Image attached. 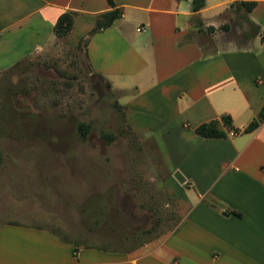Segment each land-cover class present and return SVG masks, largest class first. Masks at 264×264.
<instances>
[{
    "label": "crops",
    "instance_id": "0c3cea01",
    "mask_svg": "<svg viewBox=\"0 0 264 264\" xmlns=\"http://www.w3.org/2000/svg\"><path fill=\"white\" fill-rule=\"evenodd\" d=\"M239 1L256 6L246 13L233 4ZM115 4L121 17L90 36L85 59L118 93L130 128L160 148L177 223L119 251L3 223L0 264H264V120L250 132L221 138L194 130L222 114L239 130L258 117L264 105V0H206L197 13L190 0ZM108 9L106 0H0V73L57 38L53 26L61 13H77L65 37L76 46ZM233 26L244 31L239 45L201 41Z\"/></svg>",
    "mask_w": 264,
    "mask_h": 264
},
{
    "label": "rangeland",
    "instance_id": "374dc122",
    "mask_svg": "<svg viewBox=\"0 0 264 264\" xmlns=\"http://www.w3.org/2000/svg\"><path fill=\"white\" fill-rule=\"evenodd\" d=\"M219 30L201 41H243L237 27ZM81 123L90 125L85 136ZM167 176L157 143L127 124L118 93L90 71L83 44L57 37L0 73V224L132 250L138 242L129 231L152 228L142 239L153 240L175 224L166 218L176 209Z\"/></svg>",
    "mask_w": 264,
    "mask_h": 264
},
{
    "label": "trees",
    "instance_id": "16d2710c",
    "mask_svg": "<svg viewBox=\"0 0 264 264\" xmlns=\"http://www.w3.org/2000/svg\"><path fill=\"white\" fill-rule=\"evenodd\" d=\"M206 0H190V9L193 13L199 12L205 5ZM107 4L109 5V9L107 11L101 12L96 15L95 23L93 27L89 30L87 35L83 37L80 41L79 44L86 45L87 41L89 40L90 36L93 34L100 32L108 27H110L113 22L121 17L122 12L121 10L116 6L115 0H106ZM237 7L241 6L246 13H249L255 6H256V1H239L233 3ZM75 11H65L61 13L54 26H53V32L56 37L58 38H64L69 35L73 28V23H74V18L76 16ZM210 29H213V27H210ZM262 36L264 38V30L262 31ZM19 62V61H18ZM18 62H16L14 65L9 67L7 70H12L16 65H18ZM264 120V105L261 108L258 117L254 118L245 128L242 130H239L234 127L232 118L229 114H222L219 119H213L208 122H204L199 124L198 126L195 127V133L201 137L205 138H221V137H226L227 132L234 131L235 133H240V132H250L254 129H256L260 123ZM90 129V125L88 123H81L79 125V131L82 136H85L87 132ZM103 137H105L107 140L111 139V135L107 133H103ZM176 209L170 211L168 213V216L166 217L171 218L173 217L175 220V224L177 223L178 216H177ZM105 223L110 224L112 226V222L110 221H105ZM174 224V225H175ZM154 229H147V230H133L129 231L128 235L125 237L131 240H136L138 244H136V247H139L143 245L144 243L148 242L151 240V238L148 239H142L143 236L146 234H149L152 232ZM66 241V240H65ZM69 242V241H68ZM85 247H98V246H91V245H85ZM99 249L102 250H109V251H119L122 249H109L105 247H100ZM76 249L74 248V251Z\"/></svg>",
    "mask_w": 264,
    "mask_h": 264
},
{
    "label": "built area",
    "instance_id": "2783aa9c",
    "mask_svg": "<svg viewBox=\"0 0 264 264\" xmlns=\"http://www.w3.org/2000/svg\"><path fill=\"white\" fill-rule=\"evenodd\" d=\"M228 134L233 136L235 134V132L234 131H230Z\"/></svg>",
    "mask_w": 264,
    "mask_h": 264
}]
</instances>
